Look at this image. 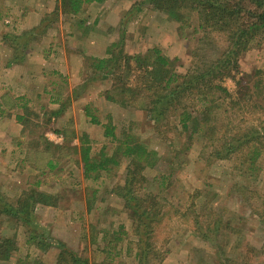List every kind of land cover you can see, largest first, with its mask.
<instances>
[{
	"label": "rangeland",
	"instance_id": "obj_1",
	"mask_svg": "<svg viewBox=\"0 0 264 264\" xmlns=\"http://www.w3.org/2000/svg\"><path fill=\"white\" fill-rule=\"evenodd\" d=\"M26 3L21 17L11 15L0 5V84L7 83L12 89H18V95L22 96L18 103L23 107L11 110L14 115L24 114L26 106L37 115L29 118L25 116L29 119H26L28 126L18 123L16 118L12 120L16 124L13 125L14 128L9 120L5 121L6 128L3 130L10 132L11 137H7L6 132L0 134V192L11 203L15 202L22 192L30 189L59 195L60 201L57 208L38 207L30 230L29 227L15 222L7 223L0 218V239H11L16 246L13 261L42 258L44 264H56L57 246L64 244L71 251L87 257L90 262H101L105 258L102 253L103 243L100 238L94 236L97 232L105 230L110 234L107 241H114L113 237L116 238L122 230L125 235L118 244L121 257L114 264H141L135 257L137 238L132 235L131 224L123 214L121 202L103 192L105 188L109 191L116 183L123 182L124 168L122 167L113 181L92 182L85 180L81 165L66 160L65 153L63 159H60L61 146H79L80 134L84 132L93 143L95 155L104 146L110 147L109 141L104 138L105 131L102 126L92 125L89 123L90 118L85 116L84 109L88 104H91L94 117L104 126L112 123L117 127L118 133L122 128L128 129L132 126L137 141L147 145L157 154L156 167L146 168L144 172L149 190L146 189L143 193L151 192L158 196V205L160 199L162 206H167L166 216L160 223L158 217L157 224L149 229L144 228L142 232V239L150 237L147 243L154 246L156 251L155 258H148L144 264L149 261V264H190V252L192 255V250L195 249L203 250L196 263L201 264L202 260H206L217 264L216 259L214 260L215 251L209 243L191 234L197 225H194V221L211 216L212 211L219 216L223 215L224 219H237L233 223L240 233L237 236L246 237V243L259 249L263 242V229L256 222V218L249 215L248 205H240L243 201L239 195L241 191L237 190L247 186L254 188V191L258 190L255 187L259 186L257 197L261 200L264 198V180L262 181L261 177L255 181L245 169L235 171V164L229 161L215 162L214 167L208 169L205 159L210 156L211 150H205L204 158H201L203 146L195 139L191 142L194 143L192 150L180 157L181 160L186 159L188 164L182 171L175 172L173 186L160 188L159 175L168 174L166 171L174 153L179 151L182 154L187 148L186 137L179 135L175 130L160 137L159 124L149 120L145 114L108 104L102 98V93L110 89L111 83L108 80H93L85 89L80 88L85 71L83 59L106 57L107 49L114 43H119L128 56L151 57L153 50H159L169 60H178L175 69L185 73L193 66L191 51L197 47L198 37L193 29L181 33L178 25L153 10L148 0H108L103 5L85 7L81 20L87 22L86 31L85 28H79L75 20L61 19L54 25L56 29L46 34H42V27L35 38H29V41L21 38L19 41L26 42L28 50L25 56L23 50H19L16 55L10 45L14 42V37L20 38L24 32L29 31L30 25L38 17L36 14L51 8L54 0H27ZM54 10L55 8L44 17L52 14ZM13 46L16 47V44L13 43ZM200 51L205 58L213 57L211 49L203 47ZM12 66L21 67L20 72L24 74L25 79H28L25 71L30 74L32 92L29 91V97L22 95L27 94L23 81L22 83L16 80L19 88L15 82L9 81L12 80L10 76L14 74L11 71ZM240 71L253 75L258 71L264 72V43L244 55L240 61ZM10 99L9 108L13 101ZM57 100L59 102H56ZM60 103L64 104L62 112ZM242 103L240 108L250 107L249 104ZM257 103L260 104V101ZM261 104L262 110H257L256 113L239 111V114H232L224 113L223 109L220 116H231L230 119H235L234 125H237L239 116L259 125V120L264 121V104ZM134 123L138 126L135 127ZM161 130L164 129L160 128ZM12 132L18 136L16 134V138L12 137ZM73 134L75 137L69 142ZM31 141L39 144L36 156L29 145ZM31 155L35 157L33 162L28 160ZM52 155H55L56 160ZM69 157L76 161L80 158L79 154L74 153ZM49 160L57 161V167L52 171L48 166ZM198 193L204 196L199 195L193 202V196ZM202 198L204 201L207 198L204 203ZM252 201L254 206L260 204V201ZM89 207H92L91 211ZM148 231L151 232L150 235ZM27 234L43 236L45 241L52 245L51 249L41 253L35 245L27 243ZM245 253V249L238 250V255L234 256L237 264H243L240 262ZM159 255L163 257L159 259Z\"/></svg>",
	"mask_w": 264,
	"mask_h": 264
},
{
	"label": "trees",
	"instance_id": "obj_2",
	"mask_svg": "<svg viewBox=\"0 0 264 264\" xmlns=\"http://www.w3.org/2000/svg\"><path fill=\"white\" fill-rule=\"evenodd\" d=\"M107 1L56 0L52 14L44 17L32 30L24 32L22 37L15 36L14 42L10 45L16 55L19 50H23L25 56L28 50L27 44L19 40L23 38L29 41V38H35L42 27V34H46L56 29L54 25L61 19L75 20L79 24L78 27L85 28L86 31L87 22L81 20L85 7L103 5ZM148 3L153 10L166 16L168 21L177 24L181 33L193 29L195 36L198 37L197 47L191 51L193 66L185 73H181L175 69L178 60H169L159 50H153L151 57L128 56L119 43H114L107 49L106 57L83 59L85 71L80 88L85 89L93 80H108L111 83L110 89L102 93V98L108 104L145 114L149 120L159 124L160 137L173 130L186 137L187 148L182 154L179 151L174 153L166 171L168 174L159 175L160 188L167 189L173 186L175 172L182 171L188 164L186 159L181 160L180 157L192 150L194 143L191 142L195 139L203 146L201 158L205 150H211L210 156L205 159L208 169H212L215 162L229 161L235 164L233 167L235 171L245 169L255 181H258L259 177L263 181L264 121L259 120V125H255L254 122L239 116L237 125H234L235 119H230L231 116L225 118L220 114L223 109L224 113L239 114V111L240 113L247 111L251 114L263 108L261 102L264 104V72L258 71L254 75L243 74L240 71V61L250 50L257 49L264 43V0H148ZM203 47L211 49L212 58L203 56L200 51ZM257 101H260V104ZM242 102L249 104L250 107L240 108ZM60 105L62 112L64 104L60 103ZM90 106L91 104L85 106V116L90 118L89 123L92 125L102 126L105 131L104 138L109 141L110 147L104 146L95 155L93 143L84 132L80 134L79 146L74 147L71 144L61 146L60 159H63L65 153L66 160L81 165L85 180L92 182L113 181L118 177L122 167L124 168L123 182L116 183L109 191L105 188L103 192L121 202L123 214L130 221L132 235L137 238L135 257L144 264L148 258H155L156 251L154 246L147 243L150 237L142 239V232L144 228L149 229L157 224L158 217L160 223L166 216L167 206H162L160 199L158 205V196L151 192L143 193L148 183L144 172L146 168L156 167L157 154L147 145L137 141L132 126L128 129L122 128L118 133L117 127L112 123L104 126L94 117ZM26 107L24 114L17 116V122L28 126L29 116L37 114H33L29 107ZM134 124L135 127L138 126L137 123ZM160 128L164 130L160 131ZM74 137L73 134L69 142L73 141ZM29 145L36 156L39 144L31 141ZM73 153L79 154V161L69 157ZM54 156L52 155L53 158ZM34 158V155H31L28 158L29 162H33ZM56 162L49 160L48 166L51 171L57 167ZM255 188L258 190L253 191L254 188L245 186L237 191H241L239 195L242 196L243 201V204H239L248 205L249 215L255 217L256 222L263 229L261 230L263 242L259 249L252 248L246 243V237L237 236L240 233L233 225L237 219H224L223 215L219 216L212 211L211 216L194 221V225H197L193 228V233L191 232L192 236L197 239L202 238L209 243L211 249L215 251L214 260L216 259L217 264H237L234 256L238 255L239 249L246 250L240 263L264 264V198L260 200L257 197L260 187ZM196 195L193 196V202L199 195L204 196L202 193ZM203 199L202 203L207 198L205 201ZM252 199L260 201V204L254 206ZM59 201V195L30 189L22 192L17 200L11 203L0 192V218L7 223L15 222L29 227L30 230L37 208H57ZM91 208L89 207V211ZM184 216L185 214L182 217ZM148 232L150 235L151 232ZM124 235V231L121 230L116 238L113 237L114 241H107L110 237L108 231L97 232L94 237L100 238L103 243L102 253L105 255L101 262H90L87 257L71 251L64 244H59L56 264H114L121 257L118 244L122 242ZM27 237V243L35 245L43 254L52 247L43 236L27 234ZM15 250L16 246L11 239H0V263L44 264L42 258L14 262ZM202 251V249L192 250V255L190 252V264H198L196 261ZM162 257L159 255V259ZM201 264L214 263L202 260Z\"/></svg>",
	"mask_w": 264,
	"mask_h": 264
},
{
	"label": "crops",
	"instance_id": "obj_3",
	"mask_svg": "<svg viewBox=\"0 0 264 264\" xmlns=\"http://www.w3.org/2000/svg\"><path fill=\"white\" fill-rule=\"evenodd\" d=\"M26 1L27 0H0V5H1V7H3V9L7 10L8 13H11V15L14 14V15L21 17L23 15V12H24L25 4H27ZM56 3H57L56 0H54V4H53L54 7L51 5L52 9H54L56 7ZM51 8L49 7L48 10L41 11L40 14L37 13L36 15L38 17L36 18V21L34 20V22L30 25V28L33 29L34 27L38 26L41 19L46 14H49L51 12V10H52ZM12 67L13 68H11V71H13L14 74L12 76H10V78L12 80H9V81L15 82L14 84L16 86H18V88H19V84L16 83V80H19L21 82L23 81L25 84V86L23 84V87L25 88L27 94H22V95L23 96L26 95V97L28 95V97H29V94L31 95V92H32V89L30 88V85H31L30 74H28V72L25 71V74H27V78H28V79H25L24 74H22L20 72L22 69L21 67H18V66H12ZM6 91H8V93H6ZM29 91H31V92L29 93ZM18 93H19L18 89H12L11 87L8 86L7 83L0 84V134H3V133L5 134V132L7 133L6 130H3L6 128V127H4L6 125L5 121L9 120L10 125L14 128L15 126H13V125H16L13 122L15 120V118L17 119V116L23 115V114H17V115L15 114L14 115L13 114L14 111H11L13 109L19 110V108L23 107V106L19 105V103H18L19 101H21L20 97H22L21 94L18 95ZM10 98H12L13 101L11 103V107L9 108V101L11 100ZM24 106H26V105H24ZM16 134H14V132H12V137L16 138L15 137ZM18 134H19V129H18ZM18 134H17V136H18ZM6 136L11 137V133L8 132L6 134ZM9 143H11L10 140H9Z\"/></svg>",
	"mask_w": 264,
	"mask_h": 264
}]
</instances>
